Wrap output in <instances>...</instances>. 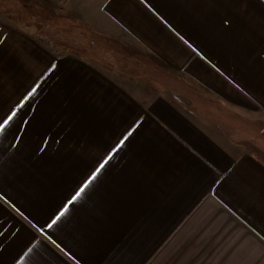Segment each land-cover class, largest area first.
I'll return each mask as SVG.
<instances>
[{
  "label": "crops",
  "instance_id": "obj_1",
  "mask_svg": "<svg viewBox=\"0 0 264 264\" xmlns=\"http://www.w3.org/2000/svg\"><path fill=\"white\" fill-rule=\"evenodd\" d=\"M33 1L127 51L0 15V264H264V0Z\"/></svg>",
  "mask_w": 264,
  "mask_h": 264
},
{
  "label": "rangeland",
  "instance_id": "obj_2",
  "mask_svg": "<svg viewBox=\"0 0 264 264\" xmlns=\"http://www.w3.org/2000/svg\"><path fill=\"white\" fill-rule=\"evenodd\" d=\"M61 10L62 8L58 9L53 5L42 6L37 2L27 0H0L1 16L9 18L36 34L46 35L47 37L44 36L41 40L45 44L57 48V51L84 54L91 58L94 57L96 60L99 58L110 65L118 61L119 66L116 67L122 66L123 53L127 49L122 46L104 44L103 40L94 38L76 21L66 17ZM120 55L122 60H118ZM99 59L98 61H101ZM141 68L138 65L140 71ZM139 79L144 80L145 78L139 77Z\"/></svg>",
  "mask_w": 264,
  "mask_h": 264
},
{
  "label": "trees",
  "instance_id": "obj_3",
  "mask_svg": "<svg viewBox=\"0 0 264 264\" xmlns=\"http://www.w3.org/2000/svg\"><path fill=\"white\" fill-rule=\"evenodd\" d=\"M22 1H25V0H22ZM27 1H32V2H35L33 0H27ZM36 3V2H35ZM38 5H40L38 3ZM42 5V4H41ZM43 6V5H42ZM46 6V5H45ZM45 8V7H44ZM82 28V27H81ZM84 29V28H83ZM85 31L89 32L88 30L84 29ZM36 34V33H35ZM89 34H91L94 38H97L93 33L89 32ZM40 39H42V37H47L46 35H39V34H36ZM58 53H61V52H58ZM123 72L126 71V68H122Z\"/></svg>",
  "mask_w": 264,
  "mask_h": 264
},
{
  "label": "snow or ice",
  "instance_id": "obj_4",
  "mask_svg": "<svg viewBox=\"0 0 264 264\" xmlns=\"http://www.w3.org/2000/svg\"><path fill=\"white\" fill-rule=\"evenodd\" d=\"M81 191H83V189ZM77 195H79V193H77Z\"/></svg>",
  "mask_w": 264,
  "mask_h": 264
}]
</instances>
